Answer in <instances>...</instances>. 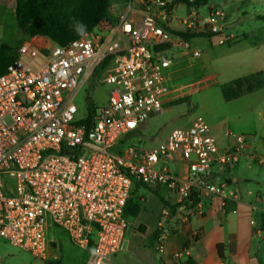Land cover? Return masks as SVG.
Segmentation results:
<instances>
[{"label":"built area","instance_id":"built-area-1","mask_svg":"<svg viewBox=\"0 0 264 264\" xmlns=\"http://www.w3.org/2000/svg\"><path fill=\"white\" fill-rule=\"evenodd\" d=\"M172 1L121 0L116 23L107 31L54 45L40 54L38 65L13 58L0 74V240L43 264H58L57 252L47 258L48 229L55 226L87 250L85 264H112L128 226L124 209L132 183L170 192L180 223L201 214L203 199L211 195L225 204L226 182L217 184L211 168L224 173L236 164L243 136L219 150L204 119L194 116L154 147H121L123 137L161 111L170 66L165 47L201 55L168 28L172 19L189 35L212 34L219 45L231 40L223 9L207 7L201 17L196 0H187L176 4L185 7L184 15L174 17ZM105 60L101 80L109 86L108 97L86 123L87 115L76 118L74 99ZM176 153L185 162V178L168 167ZM198 237L190 229L172 262L187 259ZM165 244L160 234L157 254Z\"/></svg>","mask_w":264,"mask_h":264},{"label":"crops","instance_id":"crops-1","mask_svg":"<svg viewBox=\"0 0 264 264\" xmlns=\"http://www.w3.org/2000/svg\"><path fill=\"white\" fill-rule=\"evenodd\" d=\"M120 7L121 3L115 5V12ZM175 9L176 5L174 14ZM259 16L264 14L254 15L257 21L264 22L258 19ZM173 20L177 23L176 27L172 26ZM226 21L227 34H231L234 39L229 44L220 45L226 48L210 60L214 66L213 76L217 79L216 90H219L222 83L255 72H261L264 76V36L257 41L251 36H246L249 39L245 40L243 33L239 36L230 32L229 12L226 13ZM168 28L176 32L181 30V25L176 19H172ZM192 39L189 40L190 44ZM53 46L49 39L38 36L25 40L19 52L22 59L38 65L43 61L40 54L46 53ZM165 48L166 55L170 58V66L167 71L168 92L163 96L161 109L165 103L186 100L184 96L180 98L175 96L177 91L184 87L179 80L191 76L201 62L200 57H192L189 51L179 46ZM219 62L222 65L218 64ZM200 68H205L204 63H201ZM207 78L201 76L200 80L202 82ZM229 102L235 104L232 110L225 112L222 121L208 126L209 134L219 150L235 145L237 135L244 138L236 164L224 173H219L216 165L211 168V175H218V179L215 180L217 184L226 182L225 204L222 206L220 198L211 195L203 199L201 214H195L186 223H180L175 214L163 215V211L170 212L168 207L174 204L170 192L163 188L158 190L169 205L166 207L155 193L132 183L129 205L137 204L139 209L134 216H127L128 226L123 246L113 256L112 264H255L254 259L264 264L259 256L260 245L256 242L264 235V117L259 118L264 114V87ZM160 113L161 111L155 115ZM190 121L191 119H187L179 127L188 126ZM170 131L166 132L160 141ZM255 156L261 157V161H257L259 167L252 168L250 162L258 158ZM170 170L180 178L186 177V165L179 153L174 155ZM254 185L257 187L256 190ZM190 229H195L199 233L190 256L181 259L179 263L172 262V254L185 243ZM160 234L166 236L165 251L161 255L155 251L156 239ZM48 237L47 258L57 252L58 264H85L87 250L73 244L63 229H48ZM218 247L223 258H220Z\"/></svg>","mask_w":264,"mask_h":264},{"label":"rangeland","instance_id":"rangeland-1","mask_svg":"<svg viewBox=\"0 0 264 264\" xmlns=\"http://www.w3.org/2000/svg\"><path fill=\"white\" fill-rule=\"evenodd\" d=\"M208 6L221 8L226 13L229 12L231 33L238 34L239 36L243 33L245 36H251L252 39H260L264 36V22L257 21L254 17L256 14H264V0H210L201 7H198L199 16H206ZM184 13L185 7L178 5L176 6L174 17H181ZM172 26H177L175 20H173ZM225 34L231 36V40L228 42L234 39L231 34H227V29L225 30ZM27 39L16 26L14 20V0H0V47L5 48V54L8 57L21 58L19 48ZM217 42V36H200L191 40V46L201 53L199 58L201 62L199 66H196L197 68L194 69V73L191 76L182 77L179 80L184 84V87L180 88L175 96L176 98L184 96L186 100L172 104L165 103L160 114H151L136 133L123 137L121 147L123 144L139 148L154 147L166 132L181 126L187 119H191L194 116H201L208 126L223 120L225 112L229 109L232 110L235 104L234 102L223 100L221 91L219 92V90L220 86L224 83L219 85V90H216L215 87L217 79L213 76L214 66L210 60L214 58L215 54L217 56L221 50L226 48V46H220ZM201 63H204V69L200 68ZM218 64L222 65L221 62ZM104 76V70L96 73L78 90L74 99L78 109L76 118H83L87 115L88 102L96 109V112L105 105L109 86L101 80ZM201 76H207L208 78L201 82ZM162 102L163 97L160 98L161 106ZM262 117H264V114L259 116V118ZM257 121L260 122L259 120ZM259 160L261 161V157H258L256 160L253 159L250 162V166L252 168L259 167L257 162ZM170 165L171 163L168 165L169 168ZM254 189H257L255 185ZM52 228L57 229L55 226L49 229ZM256 242L260 245L259 256L264 262V235ZM253 246L255 249L256 244ZM255 252L256 254L258 253L257 249H255ZM253 262L260 264L258 259H254ZM0 264H43V261L32 257L28 252L18 247L0 240Z\"/></svg>","mask_w":264,"mask_h":264},{"label":"trees","instance_id":"trees-1","mask_svg":"<svg viewBox=\"0 0 264 264\" xmlns=\"http://www.w3.org/2000/svg\"><path fill=\"white\" fill-rule=\"evenodd\" d=\"M209 0H196L195 7H201ZM187 0H173L170 7L178 3H186ZM121 3V0H14V20L17 28L27 38L45 37L54 45L62 46L82 35L91 32L103 33L116 23L117 12L114 6ZM258 19L264 21V16ZM83 26V32H78V26ZM174 32V31H173ZM186 40L195 37H213L212 34L189 35L176 31ZM247 40L248 37L244 36ZM255 39L254 41H257ZM228 42L227 44H229ZM43 52V51H41ZM13 58L5 54V48L0 47V74ZM108 61H103L95 70L94 74L105 69ZM264 87V76L261 72H255L240 78L226 82L220 86L224 101H233L257 89ZM94 108L91 103L87 105V123L93 114ZM149 190V189H148ZM159 189L149 190L155 193L164 206L169 205L158 192ZM129 199L125 206V214L134 216L138 212V205H129ZM173 215L174 205L168 207ZM220 258H223L218 247Z\"/></svg>","mask_w":264,"mask_h":264},{"label":"clouds","instance_id":"clouds-1","mask_svg":"<svg viewBox=\"0 0 264 264\" xmlns=\"http://www.w3.org/2000/svg\"><path fill=\"white\" fill-rule=\"evenodd\" d=\"M78 32H80V33L83 32V26L82 25L78 26Z\"/></svg>","mask_w":264,"mask_h":264}]
</instances>
